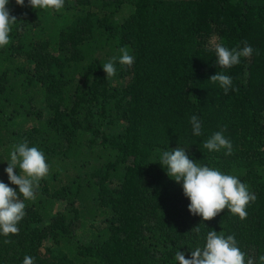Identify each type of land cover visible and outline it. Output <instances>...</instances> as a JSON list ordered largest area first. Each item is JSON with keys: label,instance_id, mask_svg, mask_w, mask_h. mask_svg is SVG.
<instances>
[{"label": "trees", "instance_id": "1", "mask_svg": "<svg viewBox=\"0 0 264 264\" xmlns=\"http://www.w3.org/2000/svg\"><path fill=\"white\" fill-rule=\"evenodd\" d=\"M17 18L0 48V181L27 141L50 166L24 200L18 234H0V264H178L215 230L260 264L264 255V0H64L60 10L9 0ZM253 48L231 68L214 44ZM127 47L129 67L102 65ZM232 78L225 94L209 78ZM196 115L202 134H193ZM222 131L232 144L209 151ZM186 150L256 195L241 220L227 208L203 221L182 182L160 164ZM19 174V169L15 170ZM23 200V197H20ZM199 227V235L192 229ZM5 240L10 241L5 243Z\"/></svg>", "mask_w": 264, "mask_h": 264}, {"label": "clouds", "instance_id": "2", "mask_svg": "<svg viewBox=\"0 0 264 264\" xmlns=\"http://www.w3.org/2000/svg\"><path fill=\"white\" fill-rule=\"evenodd\" d=\"M16 4L24 6L25 0H15ZM9 0H0V48L10 42L9 33L17 18L10 14L7 4ZM33 9L60 10L64 0H28ZM242 49L214 44L217 64L222 68H231L240 63L241 57H250L253 48L243 42ZM120 55L113 57L102 65L106 78L116 74V62L131 66L134 56L127 47L119 49ZM212 83H218L225 94L232 89V78L223 72H217L209 78ZM193 134H202V125L196 115L190 117ZM209 151L226 149L225 155L232 154V144L225 138L222 131L215 132L203 145ZM159 164L166 169V174L177 183L182 182L183 194L189 199L188 210L193 215H199L203 221L212 220L226 208L241 220L247 218L246 206L255 202L256 195L251 193L246 183L241 182L234 175H228L215 168L201 165L190 159L185 149L176 147L171 151H164ZM4 169L12 185L18 186V192L8 184L0 181V234H18L17 225L25 216L24 200L32 201L36 198V190L42 178L50 171L44 153L37 147H29L27 141L14 146L10 153V161ZM19 169V174L16 171ZM23 197L21 200L20 197ZM199 235V227L192 229ZM10 241L5 240V243ZM175 260L178 264H254L252 259L245 261V253L237 246L234 235L225 237L223 233L211 230L206 235L203 248L197 247L191 251L190 258L177 251ZM260 264H264V255L259 257ZM23 264H34V257L25 255Z\"/></svg>", "mask_w": 264, "mask_h": 264}]
</instances>
